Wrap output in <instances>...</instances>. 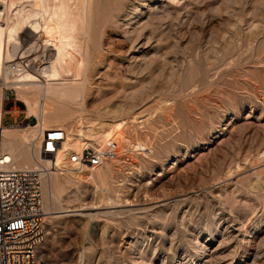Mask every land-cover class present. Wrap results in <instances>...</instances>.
<instances>
[{"label": "rangeland", "instance_id": "rangeland-1", "mask_svg": "<svg viewBox=\"0 0 264 264\" xmlns=\"http://www.w3.org/2000/svg\"><path fill=\"white\" fill-rule=\"evenodd\" d=\"M13 1L15 12L32 0ZM90 6L80 96L48 101L45 129L70 146L78 130H106L131 161L90 171L65 158L63 171L31 153L51 168L40 176L44 264H264V0ZM27 26L11 59L25 49L34 69L53 52ZM5 84L2 126H34ZM21 149L16 163L31 164Z\"/></svg>", "mask_w": 264, "mask_h": 264}, {"label": "bare ground", "instance_id": "bare-ground-1", "mask_svg": "<svg viewBox=\"0 0 264 264\" xmlns=\"http://www.w3.org/2000/svg\"><path fill=\"white\" fill-rule=\"evenodd\" d=\"M15 2L17 1L0 0L2 4L0 5V78L3 77L4 83L7 84L5 88L11 87L15 90L17 94L16 99L20 100L25 106L24 110H22L26 114L25 118L34 116L36 118V124L34 126L23 125L10 128L2 126V101L5 97V90H3L1 86L0 152L7 161L6 166L8 167L17 169H30L31 167V169L39 170L40 184V176H42L41 172L43 167L40 169L37 166L39 162L32 156L35 153L29 149L30 155L28 157L31 160V164L22 162L18 165L16 162L20 161L18 153L19 148L22 151L21 146L26 144H29L30 147L38 127L41 126L42 129H45V123H47L46 115L49 114L52 107L48 101L54 102L62 98L66 99V97L70 99V97L72 98L74 95L73 98H76V94L80 96L79 91L82 89L81 87L84 83V81H82V69L84 66V54L82 49L83 47L85 48L84 45L86 44V39L84 42L82 37L87 34V30L89 29L91 0H32L29 3L28 9H24V7L21 6L18 9L16 8L15 12H12V7ZM35 18L37 19L35 20ZM28 19L30 20L28 21ZM26 24L31 29V32L38 34L40 41L51 47L50 50H52L53 54L51 59L47 62H38L39 66H36L37 68H26L15 73H10L7 71V65L5 64L12 61L11 57L18 52L19 41L17 34ZM80 41L82 42L79 43ZM77 44H79V46L82 45V47H76L75 45ZM26 52L27 51L24 49L21 51L20 56H24ZM67 65L69 67H66ZM10 110H12V108ZM18 111L17 108H14L13 112L18 113ZM121 126L119 122L114 124L112 129L118 131ZM14 130L15 133L11 132ZM78 131V134L75 135L77 138L74 139L71 146L67 138L61 141V145L57 151L59 152V150H62L63 152L64 150V153L58 154L56 151V154L54 153L53 155L57 157L55 161L56 165L64 163L63 171L69 170V168L66 167L67 164H65V158L68 152H79L81 146L85 142L94 141L101 143L109 140L105 138L109 136V132L106 130L94 131L90 129L86 134L81 130ZM14 139L20 141H18V145L14 144ZM122 140L124 142L123 144L127 142V139ZM73 145H77L78 148H75ZM69 147H72V150H69ZM125 147L126 145L123 146V149H125ZM31 153L33 154L31 155ZM25 157L26 156H24V159ZM44 165L46 167H44L43 170L51 169L48 167V164L44 163ZM72 165V167L75 166L74 164ZM98 166L88 167L90 171H94ZM96 176L102 178L104 175L103 173L99 174V171H97ZM41 187L44 189L46 185L41 182ZM46 213L45 211L42 212V214Z\"/></svg>", "mask_w": 264, "mask_h": 264}, {"label": "built area", "instance_id": "built-area-1", "mask_svg": "<svg viewBox=\"0 0 264 264\" xmlns=\"http://www.w3.org/2000/svg\"><path fill=\"white\" fill-rule=\"evenodd\" d=\"M26 68H30L29 61L20 55L7 64L10 73ZM7 94L5 99H8ZM28 118L24 119L26 124H29ZM62 135V130L42 129L40 126L30 149L37 156L51 157L59 149ZM66 159L83 169L105 161L128 163L131 156L128 151L120 149L115 140L109 139L101 143L85 142L79 152H68ZM6 165L7 161L0 152V264H44L38 252L45 240L39 170Z\"/></svg>", "mask_w": 264, "mask_h": 264}, {"label": "crops", "instance_id": "crops-1", "mask_svg": "<svg viewBox=\"0 0 264 264\" xmlns=\"http://www.w3.org/2000/svg\"><path fill=\"white\" fill-rule=\"evenodd\" d=\"M13 117H14L13 119L15 120L16 119V116H13Z\"/></svg>", "mask_w": 264, "mask_h": 264}]
</instances>
